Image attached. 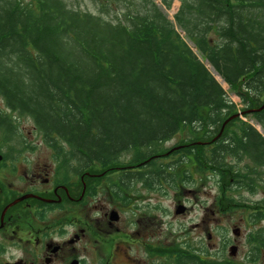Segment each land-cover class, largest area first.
<instances>
[{
	"label": "trees",
	"instance_id": "trees-1",
	"mask_svg": "<svg viewBox=\"0 0 264 264\" xmlns=\"http://www.w3.org/2000/svg\"><path fill=\"white\" fill-rule=\"evenodd\" d=\"M70 1L0 0L6 111L29 119L47 145H67L56 149L60 158L85 171L116 172L118 194L131 179L155 184L177 167L156 164L132 175L117 168L159 154L181 130L194 136L206 126L212 139L193 148L202 169L229 176L230 188L254 190L264 175V136L230 119L236 106L207 65L249 110H259L251 115L264 131V0H88L85 9ZM175 1L170 20L165 10ZM253 210L263 221L264 207ZM260 229L250 236L257 253Z\"/></svg>",
	"mask_w": 264,
	"mask_h": 264
},
{
	"label": "rangeland",
	"instance_id": "rangeland-1",
	"mask_svg": "<svg viewBox=\"0 0 264 264\" xmlns=\"http://www.w3.org/2000/svg\"><path fill=\"white\" fill-rule=\"evenodd\" d=\"M154 1L157 2L158 0ZM69 2L71 1L69 0ZM76 2L80 3L81 7L85 5L84 9L87 8V5L90 7L88 0ZM76 2L73 3L77 4ZM178 6V1H175L170 9L165 10L168 19L173 20V15ZM186 43L196 53L193 45L187 40ZM207 67L226 91L228 98L235 104L236 113L251 109V107L247 108L239 96L229 90L225 83L219 81V77L208 65ZM238 92L242 91L239 90ZM0 106L1 109H5L1 102ZM237 118L250 124L259 134L264 136L262 127L252 115H241ZM18 126L21 142L24 138L27 145H35V157L44 161L47 160L48 156L51 158V154H57L56 149L59 147H50L44 143L41 137L35 134L34 126L29 119L19 118ZM205 131L207 128L203 126L200 131H191L194 132V136H188L187 131L181 130L174 138L162 144L159 154L164 157L163 160L157 161V165L167 164L170 167H177L173 173L174 177H168L165 180L158 178L155 184L150 183L149 185H145L143 182L134 183L125 193L118 194L115 187L110 190V193H108V189L103 192L99 191V202H110L112 206H116V209L123 211L121 213V220H124L122 230L126 234L130 233L128 239L130 241L125 243L126 245L121 243L124 240L121 231L119 234L114 232L112 238L103 235L98 242L100 248L105 245L107 252H111L114 246L119 247V251L116 248L115 256L119 262L124 263V249L129 245L131 248L126 251L127 257L131 256L143 260L148 258L150 263L156 255L170 258L173 255V248L175 250L174 246L177 245L175 239L177 236H179L178 239L183 236L184 240L178 241L177 239V243L182 242L180 247L184 249L185 254L192 258L194 255L195 259L204 255L205 259H208V264H226L224 262L226 260H229L230 264H264V246L257 253L250 240L252 234L262 230L260 228L264 229V220L260 221L261 219H257V216L253 218L251 215L254 213L255 206L264 207V175L256 176L253 185L254 190H252L249 187L239 188L235 186L230 188L228 185L229 176L224 177V174L217 173L208 166L203 170L202 157L193 148L196 146L199 149V146L212 139L213 131L204 133ZM203 134H207V136L202 137ZM200 138L205 141L197 140ZM58 145H61V148L66 146L59 143ZM186 146L193 151L192 154L186 155L178 152ZM130 157V154H126L122 156V159L126 161ZM187 157L192 162L195 161V164L191 165ZM181 160L186 161V163L180 162ZM228 161L231 162V159ZM245 162L241 163L240 166ZM96 173L100 175L106 172L97 171ZM107 175L109 180L113 182L118 174H110L109 171L98 182L106 181ZM103 184H99V190ZM180 206L185 207L186 212L175 214ZM99 207H104V205ZM85 213H89V209L85 208ZM253 219L255 223H253ZM99 226L102 228L100 222ZM233 229H238V235L234 233ZM209 234L211 235L210 238H208ZM118 240H120V244H117ZM233 244L237 246V249L232 255L230 246Z\"/></svg>",
	"mask_w": 264,
	"mask_h": 264
},
{
	"label": "flooded vegetation",
	"instance_id": "flooded-vegetation-1",
	"mask_svg": "<svg viewBox=\"0 0 264 264\" xmlns=\"http://www.w3.org/2000/svg\"><path fill=\"white\" fill-rule=\"evenodd\" d=\"M0 102L3 106L1 98ZM13 116L0 106V264H180L183 260L188 264H208L204 255L195 259L194 255L192 258L185 254L180 247L182 242L177 243L179 236L170 258L156 255L150 263L148 258L127 257L129 245L123 248L124 263L115 256L119 247L114 246L111 252H107L105 245L100 248L99 238L103 235L112 238L114 232L123 233L121 243L130 241V233L122 230L123 211L110 202H99V191L108 189L110 193L114 188L110 178L107 175L106 181L98 182L106 173L85 171L78 162L68 161L65 156L60 158L58 154H51L44 161L35 157V145H27L24 138L21 142L19 118ZM57 147L61 145L54 148ZM62 148L69 150L67 145ZM163 157L156 154L150 160L124 165L117 168V173H147ZM101 183L104 184L99 190ZM134 183L137 184L129 180L127 189ZM85 208L89 213H85ZM233 231L238 233V229ZM181 240L183 236L178 239ZM230 247V251L236 252L235 244Z\"/></svg>",
	"mask_w": 264,
	"mask_h": 264
},
{
	"label": "water",
	"instance_id": "water-1",
	"mask_svg": "<svg viewBox=\"0 0 264 264\" xmlns=\"http://www.w3.org/2000/svg\"><path fill=\"white\" fill-rule=\"evenodd\" d=\"M262 107H264V106H262ZM254 111H259V110H252V111H248V112H243L242 115L250 114V113H252V112H254ZM234 117H236V116H234ZM226 123H227V122H226ZM182 211H183V207L180 206V207L177 208L176 213L179 214V213H181ZM235 234L237 235L238 233H235ZM234 253H235V251L232 250V251H231V254L233 255Z\"/></svg>",
	"mask_w": 264,
	"mask_h": 264
},
{
	"label": "bare ground",
	"instance_id": "bare-ground-1",
	"mask_svg": "<svg viewBox=\"0 0 264 264\" xmlns=\"http://www.w3.org/2000/svg\"><path fill=\"white\" fill-rule=\"evenodd\" d=\"M218 79H219V81L222 83L221 79H220V78H218Z\"/></svg>",
	"mask_w": 264,
	"mask_h": 264
}]
</instances>
